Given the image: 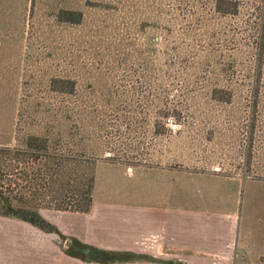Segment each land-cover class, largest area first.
I'll list each match as a JSON object with an SVG mask.
<instances>
[{"label":"rangeland","instance_id":"374dc122","mask_svg":"<svg viewBox=\"0 0 264 264\" xmlns=\"http://www.w3.org/2000/svg\"><path fill=\"white\" fill-rule=\"evenodd\" d=\"M66 1L38 0L37 12L31 23L25 24L27 26L23 24L24 20L18 25L4 15L5 12L1 14L5 21L0 23V145L14 144L15 122L20 107L55 106L62 102L61 97L47 90L46 79L50 80L58 73L78 78L86 90V93L81 91V96L86 94V97L83 102L72 103H78L79 107L89 111L93 109L108 125L105 130L99 129L108 149L97 160L96 173L120 165L124 169L132 168V164L137 163L244 176L246 187L242 195L236 264H264V134L256 137L252 146L243 101L218 102L210 93L217 82L231 83L227 88L232 89V82L244 81L245 73L232 71L218 76L207 69L199 73L188 72L182 79L172 75L176 72L167 75L153 67L154 75L143 77L144 67L124 62L127 51L112 30L120 26L121 32L128 27L122 12L129 6L120 10L117 6L107 9V4L110 1L115 4V0H68L70 6L84 11L83 21L79 25H71L59 23L54 17L55 11ZM127 1L134 4L131 11L143 16L147 12L158 13L161 25L171 23L169 19L174 15L180 14L185 18L196 9L184 6L182 0ZM202 1L199 11L207 13L210 10L208 0ZM255 2L241 0L238 14L214 17L213 20L214 23L221 22V32L226 29L232 36V57H238L243 63L248 57L245 30L252 28L258 17ZM138 23H142V16ZM148 32L152 33L151 27ZM236 42L242 46L238 53L234 51ZM108 66L115 69L110 73L106 69ZM161 73L166 76L161 77ZM236 89L235 92L247 98L248 87ZM260 95L264 97V90ZM174 108L181 112L183 123L174 121L167 127L170 130L161 135L144 132L155 126L161 114H172ZM262 109L264 111V106ZM97 121L102 120L96 118L89 122L95 125ZM166 121L168 124L169 119ZM176 125H179V130L173 131ZM127 129H132V133L121 136ZM122 150L129 156L134 154V163L128 161L127 165L114 157L118 156L114 151L122 154ZM115 170L107 172H123L119 167ZM247 171L249 175H246ZM125 176L124 184H135L133 176ZM103 178L104 182H110L106 174ZM42 210L57 219L62 212ZM6 226L12 229L6 243L29 247L30 262L59 264L58 260L73 261L67 257L73 256L66 252L69 247L66 241H70L66 234L61 232L62 237L58 233L44 231L47 234L41 238L40 231L31 224L21 225L13 221ZM16 258H20L19 254L14 255L13 259Z\"/></svg>","mask_w":264,"mask_h":264},{"label":"trees","instance_id":"16d2710c","mask_svg":"<svg viewBox=\"0 0 264 264\" xmlns=\"http://www.w3.org/2000/svg\"><path fill=\"white\" fill-rule=\"evenodd\" d=\"M37 1L0 0V23L5 21L3 16L6 15L18 25L23 20L24 25H29L37 12ZM68 3L67 0L66 4L60 6L54 17L59 23L79 25L84 19V11ZM203 3L202 0H182L184 6L196 9L185 18H181L180 14L172 16L169 19L171 23L165 25L159 24L158 13L147 12L143 16L131 11L130 7L134 4L127 0H115V4L110 1L107 9L117 6L120 10L129 6L127 11L122 12L128 27L121 32L120 26L112 30L127 51L124 62L144 67L143 77L154 75L153 67L165 71L167 75L176 72L172 75L182 79L188 72L199 73L207 69L218 76L243 71L244 81L232 82L234 84L229 90L227 87L231 83L217 82L210 93L212 99L218 102L243 101L253 146L256 137L264 134V97L260 95L264 90V0H256L258 17L253 27L245 30V38L248 39L245 44L248 52L245 63L238 57H232V36L226 29L221 32L220 21H213L214 17L238 14L241 0H208L210 10L207 13L199 11ZM3 12L5 14L1 16ZM141 16L142 23H138ZM149 27L152 33L148 32ZM240 47L237 43L234 51L238 53ZM106 69L111 73L115 67L108 66ZM165 74L161 73V77ZM46 80L47 90L61 97L62 102L55 106L20 107L15 122L14 144L0 145V215L25 221L45 232L62 236L59 229L42 215L41 210L90 212L97 160L108 149L99 129L105 130L108 125L93 109L89 111L79 107L78 103H72L79 100L83 102L86 97V94L81 96V91L86 93V90L78 78L58 73ZM241 86L249 88L247 98L235 92ZM169 117H174L177 123H183L181 112L174 108L172 114H161L155 126L144 132L165 134L170 130L165 126ZM96 118L102 121L92 125L91 122ZM132 131L127 129L121 136ZM117 152L112 153L118 155L114 157L121 159L122 163H134V154L129 156L123 150L120 151L122 154ZM246 175H249L248 171ZM70 240L71 246L66 252L86 262L121 263L134 258L132 254L103 250L74 238Z\"/></svg>","mask_w":264,"mask_h":264},{"label":"crops","instance_id":"0c3cea01","mask_svg":"<svg viewBox=\"0 0 264 264\" xmlns=\"http://www.w3.org/2000/svg\"><path fill=\"white\" fill-rule=\"evenodd\" d=\"M118 167L122 173L107 172L117 171ZM118 167L97 171L90 212L62 211L57 219L41 210L42 215L69 239L134 256L130 261L107 264L237 263L242 195L246 187L243 176L163 164ZM103 173L110 182H104ZM125 175L133 176L135 184H124ZM13 221L30 225L0 215V264H43L29 261V247L6 243L12 233L6 225ZM34 228L40 231L41 238L47 234ZM16 254L19 259H13ZM67 257L73 261L57 262L105 264Z\"/></svg>","mask_w":264,"mask_h":264},{"label":"clouds","instance_id":"9594fccd","mask_svg":"<svg viewBox=\"0 0 264 264\" xmlns=\"http://www.w3.org/2000/svg\"><path fill=\"white\" fill-rule=\"evenodd\" d=\"M174 117H169V123L166 124L165 126L166 127H169V126H172V124L174 123ZM179 130V125H176L174 128H173V131H177Z\"/></svg>","mask_w":264,"mask_h":264},{"label":"water","instance_id":"95a60500","mask_svg":"<svg viewBox=\"0 0 264 264\" xmlns=\"http://www.w3.org/2000/svg\"><path fill=\"white\" fill-rule=\"evenodd\" d=\"M67 246H71V241H66Z\"/></svg>","mask_w":264,"mask_h":264}]
</instances>
